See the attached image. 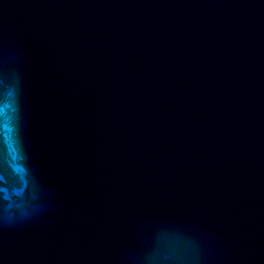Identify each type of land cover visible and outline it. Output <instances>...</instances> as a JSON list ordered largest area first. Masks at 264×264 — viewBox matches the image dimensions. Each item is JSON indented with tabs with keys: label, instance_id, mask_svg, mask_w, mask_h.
Returning <instances> with one entry per match:
<instances>
[{
	"label": "water",
	"instance_id": "1",
	"mask_svg": "<svg viewBox=\"0 0 264 264\" xmlns=\"http://www.w3.org/2000/svg\"><path fill=\"white\" fill-rule=\"evenodd\" d=\"M0 264H264V0H0Z\"/></svg>",
	"mask_w": 264,
	"mask_h": 264
}]
</instances>
